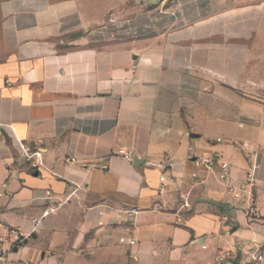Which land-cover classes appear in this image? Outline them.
<instances>
[{"label": "crops", "instance_id": "crops-1", "mask_svg": "<svg viewBox=\"0 0 264 264\" xmlns=\"http://www.w3.org/2000/svg\"><path fill=\"white\" fill-rule=\"evenodd\" d=\"M237 10V0H0V235H26L3 245L4 264L264 255V103L242 91L245 60L229 52ZM22 144L41 150L42 167ZM204 156L213 167L195 162Z\"/></svg>", "mask_w": 264, "mask_h": 264}, {"label": "rangeland", "instance_id": "rangeland-1", "mask_svg": "<svg viewBox=\"0 0 264 264\" xmlns=\"http://www.w3.org/2000/svg\"><path fill=\"white\" fill-rule=\"evenodd\" d=\"M237 2V13L230 17L229 52L238 58L236 62L245 60V75L239 83L242 91L264 103V0ZM230 80L235 83L236 78Z\"/></svg>", "mask_w": 264, "mask_h": 264}, {"label": "built area", "instance_id": "built-area-1", "mask_svg": "<svg viewBox=\"0 0 264 264\" xmlns=\"http://www.w3.org/2000/svg\"><path fill=\"white\" fill-rule=\"evenodd\" d=\"M221 138H217V141H220ZM21 148L23 150V154L24 157L27 159V161L30 163L32 168H40L43 166V162H42V157H41V150L38 148H30V147H26L23 144L21 145ZM124 158L132 160V156L128 153L125 152L124 150H120L119 151ZM72 160H74V158H72ZM195 162L197 163H201V164H205L208 167H213L215 164V159L214 157L211 156H204V157H200L198 158V160H196ZM221 167V171L219 173V178L221 179H226L227 175L229 174V171L231 169V163L228 161H224L220 164ZM254 169V168H252ZM160 180L163 181L164 180V175L160 176ZM247 183L250 186H253L255 183V178H254V171H250L247 173V177H246ZM235 196H237V194H235ZM63 202H56L53 205H48L46 206L43 211L41 212L40 216L38 218H34L33 221V226L34 229H36L39 224L41 223V220L48 216L49 214L54 213L59 206H61ZM139 210L135 207H130V208H126L122 210V213L127 214L130 218V222H131V226L127 227V229L129 231L132 230V228L134 227V222H135V216L138 214ZM247 212V216L249 218H254L255 216V208L253 206H249L246 210ZM131 228V229H130ZM26 237V235L15 229H9L7 234H3L0 235V264H4L5 260H6V254H7V249H5L3 247V245L5 243L9 244V247H13V246H18L22 243V241L24 240V238ZM124 240L123 238H121V241ZM135 242V240L133 238H130L128 240L129 244H133ZM225 258L224 254H221L218 257V260H223ZM264 262V255L262 252L260 251H255L253 254V258H252V264H263Z\"/></svg>", "mask_w": 264, "mask_h": 264}, {"label": "water", "instance_id": "water-1", "mask_svg": "<svg viewBox=\"0 0 264 264\" xmlns=\"http://www.w3.org/2000/svg\"><path fill=\"white\" fill-rule=\"evenodd\" d=\"M158 0H149V2H157ZM220 205H223L224 207H226L225 204H220ZM223 264H233L231 262H226V263H223Z\"/></svg>", "mask_w": 264, "mask_h": 264}]
</instances>
